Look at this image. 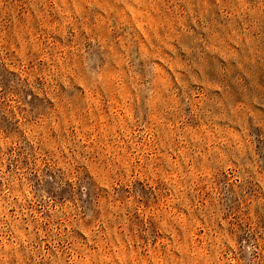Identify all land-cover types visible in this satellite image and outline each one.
Instances as JSON below:
<instances>
[{"label": "rangeland", "instance_id": "374dc122", "mask_svg": "<svg viewBox=\"0 0 264 264\" xmlns=\"http://www.w3.org/2000/svg\"><path fill=\"white\" fill-rule=\"evenodd\" d=\"M0 264H264V0H0Z\"/></svg>", "mask_w": 264, "mask_h": 264}]
</instances>
